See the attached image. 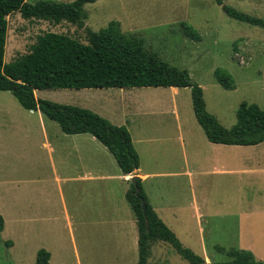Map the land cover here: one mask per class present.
<instances>
[{
	"label": "rangeland",
	"instance_id": "1",
	"mask_svg": "<svg viewBox=\"0 0 264 264\" xmlns=\"http://www.w3.org/2000/svg\"><path fill=\"white\" fill-rule=\"evenodd\" d=\"M222 1L264 19V0ZM82 11L83 26L69 18L27 17L19 10L10 13L4 63H12L29 52L31 44L45 32L64 34L88 45L86 28L99 30L117 20L122 32L145 39L148 52L187 69L203 90L207 110L225 127L235 123V112L242 101L264 109V104L258 102L264 101V28L228 16L214 0H96L85 3ZM181 22L191 25L200 34V40L185 36ZM216 68L231 73L234 89H225L217 82ZM174 90L64 88L37 89L34 95L88 108L114 124L126 126L141 151L144 169L176 172L185 169L187 163L183 143L177 137L175 112L182 123L188 158L194 148H201L208 141L194 117L190 88ZM38 114L49 128V140L55 142L54 152L41 144ZM55 131L61 132L55 121L40 112L30 113L10 92L0 91V215L4 220L0 264H34L40 248L50 252V264H135L137 251L132 246L130 229L118 228L116 234L113 225V219H121L124 212L132 215L124 196L127 183L122 179L83 182L77 178L85 168H97L93 161L100 156H108L106 166L119 172L115 159L90 134L66 135L71 138L68 143L54 137ZM146 133L163 139L156 142L157 160L139 142ZM170 135L171 140H166ZM78 136L90 141L74 145L72 141ZM79 149L86 150L85 157L93 158L91 164L80 161L79 155L83 154ZM55 175L60 178L58 185L54 183ZM250 177L242 175L239 180L237 174H227L221 183L217 179L219 185L213 191L210 177L200 176L202 185L195 188L202 194H224L231 201L227 208L206 218L205 232L200 235L202 245L197 234H180L184 243L193 246L194 253L207 257L206 264L231 259L217 251V246L250 250L256 260L264 263V198L255 196L264 189V174L255 176L256 179ZM157 179L162 191L172 197L191 194L186 176L171 174ZM147 264L190 263L168 242L157 240L150 245Z\"/></svg>",
	"mask_w": 264,
	"mask_h": 264
},
{
	"label": "trees",
	"instance_id": "2",
	"mask_svg": "<svg viewBox=\"0 0 264 264\" xmlns=\"http://www.w3.org/2000/svg\"><path fill=\"white\" fill-rule=\"evenodd\" d=\"M96 0L61 2L38 0H0V91L10 92L26 110H39L55 121L66 134L88 133L94 136L112 154L122 174L133 173L140 159L131 135L124 125H117L98 113L77 105L38 99L37 89L83 88H133V87H189L194 117L205 137L212 143L255 145L264 141V109L256 103L242 101L236 109V121L230 127L222 125L210 113L204 101L203 90L189 71L148 52L145 39L124 33L117 20H111L99 30H87L88 45L67 35L43 33L31 44L29 52L12 63H4L7 17L13 11H21L27 17L69 18L84 25L82 6ZM228 16L264 28V19L239 11L214 0ZM185 36L199 41L200 34L188 23L181 22ZM217 82L225 89H234L231 73L223 68L214 71ZM135 187L129 182L125 198L132 209L137 228V264H147L152 242H168L190 264H206L205 259L184 246L176 234L158 217L143 191L140 178ZM140 197L145 200L143 212ZM4 220L0 215V232ZM231 259L211 264H264L254 258L250 250L216 247ZM50 252L40 248L34 264H48Z\"/></svg>",
	"mask_w": 264,
	"mask_h": 264
},
{
	"label": "crops",
	"instance_id": "3",
	"mask_svg": "<svg viewBox=\"0 0 264 264\" xmlns=\"http://www.w3.org/2000/svg\"><path fill=\"white\" fill-rule=\"evenodd\" d=\"M170 90L176 91L174 89H178V87H168ZM261 104H264V101H258ZM175 108V107H174ZM30 113L40 112L39 110H29ZM44 116V115H43ZM175 121L178 124L177 131L178 139L180 143H183V149L185 150V154H183L184 162L187 163L185 165V169L178 170L176 172L169 170H159V169H144L141 163V151L135 145V140L131 135L133 145L138 152L140 163L138 169H136L133 173L128 175H124L121 173L118 165V170L109 169L106 164L109 162V159L101 156L97 159V157L87 158V152L85 149H79L78 152L82 155H79V159L81 162L88 161L90 164L92 161L94 162V166L97 167L93 169L92 167L88 169H84L83 173L80 174L77 178L81 181H103V180H114V179H122L127 183V187L125 188L124 194L128 189V184L130 182V177L132 175H136L141 180L143 191L148 199L149 204L152 206L154 211L157 213L158 217L176 234L181 243L193 249V246L189 243H184L180 234H197L199 237L200 245H202V237L200 235L205 232L204 223L206 222V218L218 214L220 211L227 208L231 201L229 197H226L224 194L222 195H212V193L202 194L200 189H196L195 186L202 185L199 180L200 176H208L210 177L209 186L212 190L216 191L218 187L217 179L220 180L227 174H237L238 179H241L242 175L251 176L250 178L256 179L260 174H264V141L255 144V145H233V144H219L212 143L208 141L201 148H194L190 157L186 155V148L184 147L185 142L183 139V132L181 130L182 123L180 121V116L177 112L174 113ZM38 122L41 125V134H42V142L41 144L46 147L50 152H54L55 142L54 140H49V136L47 134L48 129L44 126V122L42 120V116L38 114ZM43 123V125H42ZM61 132L55 131L54 137H58V140L68 141L70 143L71 138H67L66 135H71L75 137L77 134H65L61 129ZM88 134V133H87ZM91 135V134H90ZM92 136V135H91ZM75 141H72L74 145L78 142H84L85 140H89L88 138L81 139L78 136ZM171 135L169 138L166 137V140H171ZM91 139H96L92 136ZM97 140V139H96ZM163 139L159 136L146 133L143 137L140 138L139 142L144 144V147L147 151L152 154V159L157 160L156 151L159 150L158 144L156 142H160ZM90 141V140H89ZM92 141V140H91ZM98 141V140H97ZM59 143V142H58ZM64 143V142H63ZM60 144V143H59ZM103 145V144H102ZM104 146V145H103ZM108 150V149H107ZM109 151V150H108ZM112 155V154H111ZM114 158V157H113ZM116 161V160H115ZM107 162V163H106ZM112 164V163H110ZM113 165V164H112ZM111 166L110 168H112ZM158 168V167H157ZM111 170V172L109 171ZM120 173V174H119ZM171 174H175L176 176H186L188 181V186L191 189L190 196L187 197H172L167 194L165 191L161 189V182L157 178L169 177ZM243 177L239 182L240 186L243 183ZM22 181V180H21ZM60 182V178L57 175L54 177V183L58 185ZM163 188V187H162ZM125 196V195H124ZM255 196H263L264 198V189L260 193H256ZM126 199V198H125ZM127 202V200H126ZM235 202H239V199H236ZM128 203V202H127ZM129 205V204H128ZM130 207V206H129ZM131 209V208H130ZM132 211V209H131ZM126 215V216H125ZM113 225H115L114 229L117 234L118 228L125 229L128 231L130 229L132 235V246L136 247L137 258H138V250H137V228L135 222V216L132 211V215L124 212V215L121 219H113ZM206 261L207 257L204 256ZM50 264V258L48 261ZM137 264V259L136 263Z\"/></svg>",
	"mask_w": 264,
	"mask_h": 264
},
{
	"label": "water",
	"instance_id": "4",
	"mask_svg": "<svg viewBox=\"0 0 264 264\" xmlns=\"http://www.w3.org/2000/svg\"><path fill=\"white\" fill-rule=\"evenodd\" d=\"M137 179H138V177L136 175H132L129 180H130V182L135 187L134 194L136 196H139V190H140V188L138 187V185L136 183ZM140 204H141V207H142L143 212H145V209H146V207H145V200L143 198H141V197H140ZM207 264H211V263H207Z\"/></svg>",
	"mask_w": 264,
	"mask_h": 264
}]
</instances>
